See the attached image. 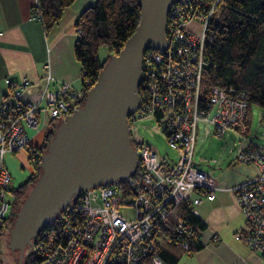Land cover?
<instances>
[{
	"label": "built area",
	"instance_id": "2783aa9c",
	"mask_svg": "<svg viewBox=\"0 0 264 264\" xmlns=\"http://www.w3.org/2000/svg\"><path fill=\"white\" fill-rule=\"evenodd\" d=\"M221 2L189 0L173 4L168 14L167 45L145 51L143 99L129 116L138 156L135 176L126 179V186L118 180L74 196L60 211V224L46 228L37 239L33 248L38 258L27 264H170L159 252L161 246L172 241L169 236L162 238V226L183 202L199 215L203 198L213 200L220 189L216 179L194 158L199 122L211 123L218 135L230 128L246 131V92L220 85H212L205 92L202 87L208 64L206 45L213 40L212 19ZM34 16L43 21L38 1ZM45 77L46 86L36 101L21 97L32 84L28 78L18 83L6 79L12 89L0 98V231L8 229V218L15 211L14 199H7L12 175L5 165L6 153L29 145L27 127L39 130L45 121L63 120L83 98V91H74L66 82L60 83L58 90L50 89V71ZM151 115L176 151V160L168 153L160 157L149 143L136 137V122ZM41 143L29 145L32 174L41 162ZM237 159L257 163L260 172L230 187L246 221V228L235 236L264 255V150L249 144ZM125 208H133L134 215L128 217ZM175 231L190 233V225L178 217ZM178 244L184 249L190 247L185 238Z\"/></svg>",
	"mask_w": 264,
	"mask_h": 264
},
{
	"label": "water",
	"instance_id": "95a60500",
	"mask_svg": "<svg viewBox=\"0 0 264 264\" xmlns=\"http://www.w3.org/2000/svg\"><path fill=\"white\" fill-rule=\"evenodd\" d=\"M189 0H138L139 22L118 53H112L85 102L61 120L41 156L40 174L9 229V248L25 249L83 190L127 179L136 171L129 116L138 108L143 57L148 48L167 45L168 14Z\"/></svg>",
	"mask_w": 264,
	"mask_h": 264
},
{
	"label": "trees",
	"instance_id": "16d2710c",
	"mask_svg": "<svg viewBox=\"0 0 264 264\" xmlns=\"http://www.w3.org/2000/svg\"><path fill=\"white\" fill-rule=\"evenodd\" d=\"M38 2L43 15V24L45 29L49 30L74 0H38ZM139 15L138 0H96L78 15L75 22L78 36L74 43V54L82 65L83 84V98L77 103L78 107L84 104L89 89L110 57L108 55L100 59L99 48L107 46L112 53H118L127 38L135 31ZM212 21L214 37L206 45L208 64L202 77L203 90L207 92L212 85L233 87L237 91L246 92L249 102L248 114L253 104L264 108V0H222L216 7ZM142 86L141 84L139 92L143 99ZM60 122L61 120L56 119L48 121L42 141L43 153L48 148ZM36 169L32 176L11 188L15 211L8 218L10 223L15 222L16 211L21 208L28 191L39 177L40 165ZM135 174L136 172L131 176L134 177ZM121 180L123 185L127 183L126 179ZM59 217L60 214L33 238L32 245H28L25 249L22 264L38 258L33 245L46 228L60 224ZM178 217L184 218L189 223L190 233L181 235L175 231ZM166 223L162 226L161 236L164 239L169 236L172 241L161 246L159 252L170 264H175L184 251L192 253L203 246L200 234L206 224L198 214L192 212L186 202L177 207L175 214L170 216ZM4 232L5 229L0 231V246ZM182 238L189 241L188 249L178 244Z\"/></svg>",
	"mask_w": 264,
	"mask_h": 264
},
{
	"label": "crops",
	"instance_id": "0c3cea01",
	"mask_svg": "<svg viewBox=\"0 0 264 264\" xmlns=\"http://www.w3.org/2000/svg\"><path fill=\"white\" fill-rule=\"evenodd\" d=\"M37 1L0 0V98L12 89L6 79L18 83L28 78L32 84L21 97L36 101L46 86L47 71L53 76L50 89L58 90L59 84L66 82L74 91H83L82 65L74 54L75 22L96 0H74L49 30L34 16ZM251 165L247 179L260 172L257 163ZM217 183L216 197L203 198L198 206L199 217L206 224L200 234L203 246L192 253L183 252L175 264H264V255L235 237L237 230L244 229V214L230 189L236 184L231 185L224 176Z\"/></svg>",
	"mask_w": 264,
	"mask_h": 264
},
{
	"label": "rangeland",
	"instance_id": "374dc122",
	"mask_svg": "<svg viewBox=\"0 0 264 264\" xmlns=\"http://www.w3.org/2000/svg\"><path fill=\"white\" fill-rule=\"evenodd\" d=\"M98 53L100 59L112 54L107 46H101ZM159 127L156 117L152 115L142 117L136 122V137L149 143L160 157H167L168 153L170 158L176 160V151L169 145L165 134L160 131ZM26 129L29 135V145L35 146L43 139L46 125H40L39 130L33 127H27ZM249 144L264 150V108L256 104L251 106L246 122V131L244 132L230 128L222 135H218L211 123L200 121L197 128L194 158L198 166L209 172L216 181L219 180L220 176H224L231 185L244 183L250 179H247V176L253 166L251 163L238 161L237 155L242 148ZM29 145L17 152L6 153L4 157L5 165L12 175V187L18 186L33 172L34 167L30 161ZM7 199L9 201L14 199L11 191H8ZM124 211L128 217L134 215L133 208H125ZM243 222V228L245 229V217ZM12 225L13 223L8 224V229L5 230L1 238V264H18L19 252L11 251L8 246L9 229ZM241 230L243 229L237 231ZM239 240L244 241V239ZM177 250L181 249L177 248Z\"/></svg>",
	"mask_w": 264,
	"mask_h": 264
},
{
	"label": "flooded vegetation",
	"instance_id": "af4514ba",
	"mask_svg": "<svg viewBox=\"0 0 264 264\" xmlns=\"http://www.w3.org/2000/svg\"><path fill=\"white\" fill-rule=\"evenodd\" d=\"M42 141H43V139H42ZM40 149H41V151H42V143H41V145H40ZM33 174L31 173L30 174V176H32Z\"/></svg>",
	"mask_w": 264,
	"mask_h": 264
}]
</instances>
